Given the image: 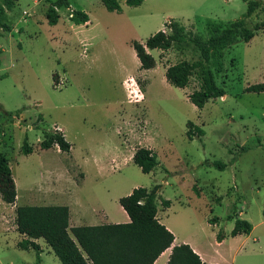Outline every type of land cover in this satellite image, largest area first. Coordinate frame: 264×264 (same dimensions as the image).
<instances>
[{
    "label": "rangeland",
    "instance_id": "1",
    "mask_svg": "<svg viewBox=\"0 0 264 264\" xmlns=\"http://www.w3.org/2000/svg\"><path fill=\"white\" fill-rule=\"evenodd\" d=\"M55 1L14 0L7 10L0 0L5 9L0 17V152L19 182L18 205L26 204L24 190L53 191L57 197L66 192L68 170L78 177L84 172L82 195L94 194L100 201L114 184L119 194L160 186L162 199L172 200L167 214L177 235L201 226L208 244L206 220L217 219L216 234L224 236L241 211L253 234L235 243L230 253L237 252L236 260L230 255L229 263L256 264L255 252L264 261V92L246 90L264 83V27L248 43L211 54L207 68L225 95L201 110L187 96L201 88L202 70L194 69L185 88L168 84L162 71L181 61L200 62L194 40L207 42L214 29L241 19L252 29L264 23L263 10L245 18L247 2L254 0H144L137 7L117 0L121 10L109 12L101 0H68V8L56 9L58 23L50 26L46 11ZM71 11L86 13L90 23L75 25ZM171 20L184 28L185 42L159 53L158 67L140 70L131 42H144ZM133 89L141 95L138 102ZM188 122L203 135L189 138ZM55 126L80 170L66 154L40 148L43 133ZM25 140L33 150L29 155L21 153ZM138 147H150L157 156L159 164L149 174L131 160ZM196 187L202 193L198 201L192 197ZM188 199L195 201L192 211ZM7 213L0 200V264H60L52 252L39 256L37 250L19 249L15 216Z\"/></svg>",
    "mask_w": 264,
    "mask_h": 264
},
{
    "label": "trees",
    "instance_id": "2",
    "mask_svg": "<svg viewBox=\"0 0 264 264\" xmlns=\"http://www.w3.org/2000/svg\"><path fill=\"white\" fill-rule=\"evenodd\" d=\"M144 0H125L128 7H137ZM14 0H5V9L11 10ZM109 12H119L121 7L117 0H101ZM69 7L68 0H56L46 11L48 25L55 26L59 20L56 9ZM4 8H0V17ZM257 9L264 12V0L247 2L245 18L250 17ZM70 20L75 25L88 22V15L82 11H71ZM0 27H2L0 23ZM170 31L160 30L149 36L143 43L133 41L131 47L139 63L140 70H151L156 66L155 58L149 53L151 50L168 51L174 43L186 40L184 28L174 21L164 24ZM264 27V23L256 24L252 29L244 26V21L237 20L224 29H214L213 36L207 42L194 40L201 55V61L190 64L181 61L165 70L168 84L176 88H185L195 68L202 70L201 88L187 96L189 102L198 110L203 109L209 100L222 98L224 90L216 85L211 71L207 68L211 54L220 52L223 48L240 42L248 43ZM54 86L57 85L56 74L52 75ZM247 92H264V83L248 87ZM5 117L11 115L4 113ZM187 135L202 136L203 131L187 123ZM192 129L197 131L195 134ZM39 146L46 150L57 147L62 153H69L71 145L64 135L57 130L44 132ZM23 155L32 153L25 140L21 148ZM133 164L143 174L151 173L159 164L156 154L148 148L138 147L132 158ZM219 168L224 166L218 164ZM17 199L16 185L12 177L7 157L0 152V200L6 205L14 206ZM161 201L163 207L169 206V201L160 197V186L151 189L134 188L132 192L119 199V204L130 221L124 224H104L100 226L69 227L68 208L65 206H15V225L18 234L25 238L18 242L22 250H38L39 246L33 240L43 239L50 247L60 264H154L157 258L170 248V255L166 264H203L200 257L187 244L173 245L174 236L156 218V202ZM264 215V210H263ZM217 219H211L213 224ZM252 230L249 222L235 218L234 227L230 232L232 237L249 234ZM223 238L219 232L218 242Z\"/></svg>",
    "mask_w": 264,
    "mask_h": 264
},
{
    "label": "crops",
    "instance_id": "3",
    "mask_svg": "<svg viewBox=\"0 0 264 264\" xmlns=\"http://www.w3.org/2000/svg\"><path fill=\"white\" fill-rule=\"evenodd\" d=\"M88 18H89L88 22L84 24L83 26H87L90 23V17L88 16ZM164 24L165 22L159 27L160 28L159 30H164ZM159 30H157L156 32H158ZM152 52H156V55L154 57L156 60V66H155L156 68L159 66L158 60H157L158 54L166 52V51H161V50H156V49L149 51L150 54ZM164 54H165L164 56L167 55V53H164ZM167 67H169V65L166 66V68ZM166 68H164V70L162 71H165ZM54 129L60 130V132H62L61 129L58 128L57 126H55ZM62 134L64 135L63 132ZM64 138L66 139L65 136ZM52 148L59 151L57 147H52ZM145 148L151 149L150 147H145ZM151 150L153 151V149ZM134 151L132 152L131 157ZM62 154H66L71 159L72 166L80 170L79 165L76 164V161L72 157V149H70L69 153H62ZM8 162H9V166L11 169L10 161L8 160ZM11 172H12V169H11ZM80 173H81V176L78 177V175L73 173L71 170L67 171V175L71 177L69 188L66 190V192H63L58 197L55 196L57 195V193L54 194L53 191H48L46 193H42V192L35 193L34 191L30 189L24 190V192H26L25 193L26 195L24 196V203H26L25 206H65L68 208V212H69V217H68L69 227L100 226L104 224L128 223L130 219L128 215L125 213V211L122 209L118 201L121 197L129 195L134 189V187L129 188L123 194H119L117 192V185L114 184V186L112 187L113 188L112 192L108 190L107 196H105V199L103 201H100L99 198H97V196H95L94 194H91L88 196L82 195V188L86 181V175L84 172H80ZM12 177L14 179V182L16 185V192H17V187H18L19 182L15 178L13 173H12ZM42 178L44 177L41 176V179ZM196 188H197L196 194H193L192 197L198 201L201 198L202 193L199 187H196ZM49 197L53 199L50 198L48 200ZM160 197L162 199L161 195ZM18 200H19V196L17 194L15 205L14 206L7 205L8 206L7 215L11 214L15 216V212L11 208L15 209V206H19ZM165 200L169 201L168 207H163L160 200L156 202L157 220L159 221L160 224L164 225L167 228V230H169L173 234L174 236L173 245H179L182 243L189 245L190 248L193 250V252L196 253L200 257L203 264H233V263H229L228 259H229V256L231 255L232 261L235 262L236 260L237 252L235 251L232 254L230 253L231 251H234L235 243L237 242L245 243L249 240V238L252 237L254 226H252V230L249 234H241V235H237L234 237L230 235V232L232 231L231 230L230 232H228L227 234L223 236L220 242H218L216 239V236H217L216 230L219 224L216 222L214 224H211L209 221L210 219H207L206 223H204L205 228H209L210 233H211L210 239L208 238L209 239L208 244H206V242L204 243L203 236L201 233V226L192 227L193 229L187 234L181 233L177 235V233H179L177 230V225L173 220L169 218V215L167 214V212H169V210L172 207V200L169 198H165ZM176 201L178 203H182V198L178 197ZM187 201H188L187 205L188 207H190V210L192 211L193 208H191L192 207L191 202H195V201H191L189 199ZM233 217L245 220L247 222L249 221V218H244L242 216L241 211L238 212V214L235 213ZM18 236H19V241L25 238L24 236L20 234H18ZM33 241L39 246L37 250L39 252V256L42 255L44 252L48 254L52 252L50 247L45 244L43 239H37ZM170 252H171L170 248L165 250L157 258L154 264H166L168 261ZM260 256L261 255L259 253L255 252V257L253 259V262L256 264H264V261L263 259H260Z\"/></svg>",
    "mask_w": 264,
    "mask_h": 264
},
{
    "label": "built area",
    "instance_id": "4",
    "mask_svg": "<svg viewBox=\"0 0 264 264\" xmlns=\"http://www.w3.org/2000/svg\"><path fill=\"white\" fill-rule=\"evenodd\" d=\"M131 93H132L133 97L135 98V101L138 102L140 100V98H141V95L138 94L136 89H133L131 91Z\"/></svg>",
    "mask_w": 264,
    "mask_h": 264
}]
</instances>
